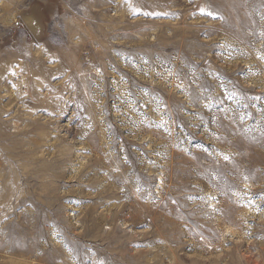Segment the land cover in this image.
Masks as SVG:
<instances>
[{
	"label": "rangeland",
	"instance_id": "374dc122",
	"mask_svg": "<svg viewBox=\"0 0 264 264\" xmlns=\"http://www.w3.org/2000/svg\"><path fill=\"white\" fill-rule=\"evenodd\" d=\"M0 264H264V0H0Z\"/></svg>",
	"mask_w": 264,
	"mask_h": 264
}]
</instances>
